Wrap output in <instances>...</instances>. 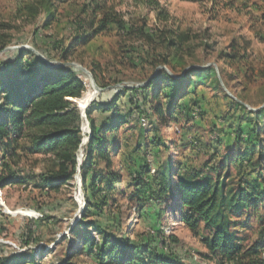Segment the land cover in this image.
Returning a JSON list of instances; mask_svg holds the SVG:
<instances>
[{
  "label": "rangeland",
  "instance_id": "374dc122",
  "mask_svg": "<svg viewBox=\"0 0 264 264\" xmlns=\"http://www.w3.org/2000/svg\"><path fill=\"white\" fill-rule=\"evenodd\" d=\"M103 19L112 24L95 32ZM167 40L174 41L168 49ZM21 50L31 51L48 65H80L91 74L97 89L87 73L65 65L74 67L84 82L85 89L77 99L88 98L84 106L75 98L71 99L81 113L82 140L77 150L78 166L70 180L58 186L45 183L43 176L57 167L50 154L24 149L10 160L19 182L0 183V258L13 259L31 251L26 255L25 264H110L107 260H98L95 249L77 252V238L83 228L72 231L82 218L87 197H92L91 173L83 186L80 172L90 136L87 107L93 101L110 102L124 88L139 89L160 68L178 76L188 68L210 67L208 74L192 75L187 80V92L180 100L182 104H190L198 99L203 111L200 116L192 115L193 119L185 120L175 114L178 122L171 120L164 128L155 118L154 127L158 134L162 133V140L169 149L162 145L155 147L141 136L140 128L146 129L148 139L156 131L150 126L153 117L151 112L147 114L148 106L140 91L121 96L113 111L126 119L115 134L108 136L110 167L100 161L94 170L97 173L109 168L120 171L126 177L115 189H125L126 193L116 194L115 203H108L101 210L93 207L86 221H96L107 229L118 219L124 230L134 231L139 241L152 240L148 248L166 255L174 264H219L201 242L202 229L191 231L180 225L174 213L162 211L161 204L153 205L152 210L146 205L136 208L130 197L132 189L126 187L127 169L120 162L126 161L128 169L133 170L147 165L150 173L168 160L195 167L206 162L209 166L219 163L223 146L215 152L213 145L220 138L222 145L233 144L236 138L232 133L237 123L234 117H249V111L264 105V2L0 0V62L12 61ZM164 95L160 100L165 106ZM131 99L145 110L144 114L138 115L129 103ZM235 103L242 107L233 109ZM109 116L94 114L98 126L108 121ZM193 139L197 140L196 145H192ZM240 145L244 152L243 142ZM236 163L223 172L229 175V185L244 169ZM2 171L3 168L0 174ZM155 209L161 211L159 219L151 216ZM158 223L161 226L156 231L154 226ZM91 232L99 243L101 236ZM237 233L245 243L258 238L254 221L245 229L239 228ZM168 235H173L178 242L171 243Z\"/></svg>",
  "mask_w": 264,
  "mask_h": 264
},
{
  "label": "trees",
  "instance_id": "16d2710c",
  "mask_svg": "<svg viewBox=\"0 0 264 264\" xmlns=\"http://www.w3.org/2000/svg\"><path fill=\"white\" fill-rule=\"evenodd\" d=\"M158 15L164 17V14ZM111 22L103 19L95 32L108 28ZM173 44L174 41L167 40L165 46L168 49ZM210 71V67H192L175 76L160 68L139 89L124 88L110 102L93 101L87 107L85 114L90 136L80 172L83 186L87 184L86 178L91 173L89 186L92 197H87L82 218L72 229L74 231L78 227L83 228V232L78 234L77 252L81 254L85 249L88 252L95 249L97 259L101 262L107 260L110 264H174V260L166 255L148 248L152 240L146 239V243L139 241L134 231L124 230L118 219L107 229L102 228L96 221L87 223L86 218L91 215L93 207L101 210L108 203H115L116 194L126 193L125 189H115V185L126 177L120 171L115 172L109 168L103 173H97L94 168L100 161L110 167L108 136L115 134L126 119L113 111L121 96L140 91L145 105L148 106L147 114L151 112L153 117L150 126L156 131L148 139L145 135L146 129L140 128L141 136L155 147L162 145L169 149L168 144L162 140V133L158 134L154 127L155 118L159 120V126L164 128L171 120L178 122L175 114L185 120L193 119L192 115L200 116L203 111L198 99H193L190 104H182L180 100L187 92L185 86L192 75H205ZM84 89V82L74 67L48 65L31 51L21 50L12 61L0 62L2 185L19 182L17 170L9 162L16 157L18 151L24 149L38 154H50L54 158L57 167L43 176L49 186L64 184L73 177L78 166L77 150L82 140V118L71 99L80 98ZM163 94L165 106L160 100ZM129 103L138 115L144 114L145 110L138 106L137 101L131 99ZM235 104L233 109L242 107ZM95 113L110 116L108 121L98 126ZM234 118L237 123L232 133L236 138L232 141L233 144L222 145L220 138L213 145L215 152L223 146L216 166H209L206 162L195 167L181 161L168 160L150 173L147 165L133 170L128 169L130 166L126 161H121L120 164L127 169L129 181L126 187L132 189L130 197L135 201L136 208L141 209L146 205L152 210L153 205L161 204L162 211L170 210L174 213L176 222L180 225L191 231L202 229L204 233L201 242L210 257L217 258L219 264H264V106L249 111V117ZM189 130L187 129L188 132ZM241 141L245 146L244 152H241ZM191 143L196 145L197 140L193 139ZM234 163L244 169L242 173L239 171V175L229 185V175L223 172L229 170ZM100 184L105 188L101 189ZM152 212L151 216L159 219L160 209ZM252 221L257 226L258 238L251 243H245L237 230L245 229ZM160 226L158 223L154 230H159ZM91 230L101 236L99 243L95 241ZM130 235H134L133 238L130 239ZM167 239L171 243L178 242L173 235H168ZM31 253L28 251L26 254L14 256L13 259L1 257L0 264H25L26 255Z\"/></svg>",
  "mask_w": 264,
  "mask_h": 264
},
{
  "label": "water",
  "instance_id": "95a60500",
  "mask_svg": "<svg viewBox=\"0 0 264 264\" xmlns=\"http://www.w3.org/2000/svg\"><path fill=\"white\" fill-rule=\"evenodd\" d=\"M40 57H42L41 55H39ZM65 65H72V66H75L79 69H81L82 71H84L85 73H87L89 75V77L91 78V74L83 67H81L80 65H75L74 63H60L58 65H53L54 67H57V66H65ZM91 83L92 85L95 87V89H97L96 85L94 84L93 82V79L91 78ZM75 102V101H74ZM264 106V105H263ZM252 110H255V109H252Z\"/></svg>",
  "mask_w": 264,
  "mask_h": 264
},
{
  "label": "bare ground",
  "instance_id": "6f19581e",
  "mask_svg": "<svg viewBox=\"0 0 264 264\" xmlns=\"http://www.w3.org/2000/svg\"><path fill=\"white\" fill-rule=\"evenodd\" d=\"M87 99H88V98L85 96V97H83V98H81V99H74V100H77L78 102L81 103V105L83 104V106H84V103H86Z\"/></svg>",
  "mask_w": 264,
  "mask_h": 264
}]
</instances>
